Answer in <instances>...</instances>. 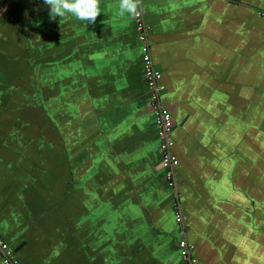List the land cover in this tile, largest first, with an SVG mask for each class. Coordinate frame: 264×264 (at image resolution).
Listing matches in <instances>:
<instances>
[{"label":"crops","instance_id":"0c3cea01","mask_svg":"<svg viewBox=\"0 0 264 264\" xmlns=\"http://www.w3.org/2000/svg\"><path fill=\"white\" fill-rule=\"evenodd\" d=\"M99 7L0 0V235L23 264H190L183 238L195 264H264V0H142L177 189L134 18Z\"/></svg>","mask_w":264,"mask_h":264},{"label":"built area","instance_id":"2783aa9c","mask_svg":"<svg viewBox=\"0 0 264 264\" xmlns=\"http://www.w3.org/2000/svg\"><path fill=\"white\" fill-rule=\"evenodd\" d=\"M139 32V42L143 52L144 77L151 97V107L154 111V117L157 125V137L160 142L162 154V170L169 188H177L176 169L179 165L174 155V120L171 109L162 103V94L164 87L161 85L163 73L157 69L149 40V27L147 26L142 10V14L134 18ZM176 222L180 226L184 235L183 217L180 212L176 214ZM181 255L185 261L191 260L192 246L187 239L183 238L179 244ZM0 259L3 264H21L16 258L11 245L0 235ZM192 263L197 260L193 258Z\"/></svg>","mask_w":264,"mask_h":264},{"label":"clouds","instance_id":"9594fccd","mask_svg":"<svg viewBox=\"0 0 264 264\" xmlns=\"http://www.w3.org/2000/svg\"><path fill=\"white\" fill-rule=\"evenodd\" d=\"M49 8V18L55 21L71 15L78 20L94 24L101 14L99 0H43ZM142 0H119V15L137 18L142 14Z\"/></svg>","mask_w":264,"mask_h":264},{"label":"water","instance_id":"95a60500","mask_svg":"<svg viewBox=\"0 0 264 264\" xmlns=\"http://www.w3.org/2000/svg\"><path fill=\"white\" fill-rule=\"evenodd\" d=\"M134 23H135V21H134ZM135 26H136V28H137V25H136V23H135ZM137 31H138V29H137ZM139 33V32H138ZM140 43V42H139ZM143 67H144V63H143ZM143 75H144V68H143ZM144 79H145V77H144ZM145 83H146V80H145ZM146 85H147V83H146ZM147 88H148V86H147ZM148 91H149V89H148ZM149 95H150V93H149ZM150 99H151V97H150ZM174 128H175V126H174ZM174 133V132H173ZM174 140V139H173ZM159 144H160V142H159ZM174 147H175V142H174ZM161 151V150H160ZM173 152H174V149H173ZM162 155V154H161ZM174 155H175V153H174ZM176 157V156H175ZM177 158V157H176ZM178 160V159H177ZM178 162H179V160H178ZM161 164H162V160H161ZM161 166V165H160ZM179 166H180V162H179V165H178V167H177V169H176V175H177V185H178V169H179ZM161 169H162V166H161ZM162 172H163V170H162ZM163 174H164V172H163ZM164 178H165V175H164ZM165 182H166V180H165ZM167 184V183H166ZM168 186V185H167ZM169 187V186H168ZM171 189V188H170ZM177 189V188H176ZM177 192H178V190H177ZM177 196H179V195H177ZM181 242V241H180ZM9 243V242H8ZM10 244V243H9ZM11 245V244H10ZM11 248H12V250H13V253H14V255H15V258L21 263V264H23L17 257H16V253H17V250H15L14 251V249H13V247H12V245H11ZM193 251L194 250H192V253H191V260L194 258V256H193ZM191 260H189V262H190V264H193L192 263V261ZM197 260V259H196ZM2 261V260H1ZM3 263V262H2Z\"/></svg>","mask_w":264,"mask_h":264}]
</instances>
